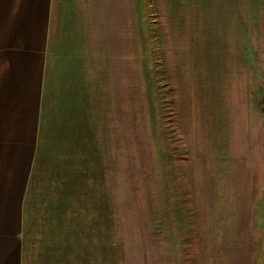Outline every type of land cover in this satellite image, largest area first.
Instances as JSON below:
<instances>
[{"label":"rangeland","instance_id":"1","mask_svg":"<svg viewBox=\"0 0 264 264\" xmlns=\"http://www.w3.org/2000/svg\"><path fill=\"white\" fill-rule=\"evenodd\" d=\"M130 34L132 68L94 140L108 165L99 264H254L264 0H132Z\"/></svg>","mask_w":264,"mask_h":264},{"label":"crops","instance_id":"2","mask_svg":"<svg viewBox=\"0 0 264 264\" xmlns=\"http://www.w3.org/2000/svg\"><path fill=\"white\" fill-rule=\"evenodd\" d=\"M131 30L132 0H0V264H99L94 140Z\"/></svg>","mask_w":264,"mask_h":264}]
</instances>
